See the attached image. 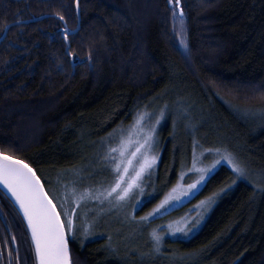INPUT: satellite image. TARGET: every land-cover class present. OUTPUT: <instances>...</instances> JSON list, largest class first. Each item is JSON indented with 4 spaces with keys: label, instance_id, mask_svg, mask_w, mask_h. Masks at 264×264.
I'll use <instances>...</instances> for the list:
<instances>
[{
    "label": "trees",
    "instance_id": "1",
    "mask_svg": "<svg viewBox=\"0 0 264 264\" xmlns=\"http://www.w3.org/2000/svg\"><path fill=\"white\" fill-rule=\"evenodd\" d=\"M79 7L80 22L76 0H0V38L10 25L0 43V150L29 163L47 189L46 177L81 166L85 148L169 93L216 108L251 176L221 165L166 214L183 216L215 193L203 226L188 239H166L147 261L114 255L104 237L69 236L73 264H264V121L247 123L223 102L264 107V0H180L182 21L168 0H80ZM175 145L167 124L162 191L145 207L177 182L191 141L185 152ZM0 264H36L26 223L2 188Z\"/></svg>",
    "mask_w": 264,
    "mask_h": 264
},
{
    "label": "rangeland",
    "instance_id": "2",
    "mask_svg": "<svg viewBox=\"0 0 264 264\" xmlns=\"http://www.w3.org/2000/svg\"><path fill=\"white\" fill-rule=\"evenodd\" d=\"M223 102L234 114L241 116V120L247 123L260 125L264 121V107L250 108L238 106L226 100H223ZM138 111L145 114L139 124L134 123L136 112L131 122L119 125L95 144L85 148L81 153L84 159L81 166L67 173H62L55 179V187L69 198L70 203L73 190L76 194H81L84 189H89L92 193H95L97 189L107 188L115 175L112 167V157L119 156L118 152L109 153L108 149L116 148L120 143V139L123 138L128 142L126 149L130 152L136 140L142 138L144 134L140 131V128L147 130L150 125L154 124L153 149L149 152V155H155L156 161L150 169L145 170L141 177L140 188L143 191L140 193L139 201L134 198V194L138 191L135 188L123 200H116L114 198L115 194L111 197L101 196L99 199L86 197L79 205H74L77 208V214L83 213L76 220L74 230L81 222H86L89 231L86 235L82 231L75 232L74 238L71 233L69 234L70 238L74 240H77L78 236L87 241L104 237L105 247L109 252L125 257L132 262H143L153 258L152 256L161 253L166 239H188L203 226L214 205V198L210 206H198L199 201L191 207L189 210L191 212L183 216L174 218L166 216L173 209L191 200L212 175L206 177V180L201 182L196 189L190 190V194H182L184 191L183 186L191 183L196 178L195 169L189 171V169H192L194 156L198 161L197 167H203L220 158L214 150L219 149L220 155L226 151L244 168L248 177L251 176L243 161L231 149L235 146L234 140L226 134L223 125L215 116L217 111L215 107L208 103L198 102L192 97L183 98L177 95L171 98V94L167 93L164 96L152 99ZM157 117H160L158 122ZM167 124L170 127L171 135L175 138V146L181 147L184 152L186 141L188 138L190 139V152L189 155L186 152L183 155V164L177 182L163 193L157 201L145 207L146 203L153 200L162 191L163 184L159 183L158 171L162 157L163 129ZM221 165L230 168L226 162H222L215 166L214 172ZM166 195H170L171 199H169L168 204L164 206L161 213L159 215L154 214L148 217L147 220L142 219ZM197 217H199L198 222H196ZM169 222H172L175 231L168 228ZM182 228H189L190 230L181 231ZM153 229L161 237L158 249L152 239Z\"/></svg>",
    "mask_w": 264,
    "mask_h": 264
},
{
    "label": "snow or ice",
    "instance_id": "3",
    "mask_svg": "<svg viewBox=\"0 0 264 264\" xmlns=\"http://www.w3.org/2000/svg\"><path fill=\"white\" fill-rule=\"evenodd\" d=\"M168 4L171 6L174 20L179 18L182 21L184 13L183 8L180 7V0H168ZM60 18L63 19V17ZM180 31H183L182 23ZM65 38H67V33H65ZM144 115L143 112L137 111L134 123L139 124ZM159 119L160 117L156 118L157 122ZM140 131L144 134L142 138L136 140L130 152L126 149L128 142L123 138L120 139V143L116 148L108 149L109 153H119L118 157H112V167L115 175L110 185L104 189H97L95 193H92L89 189H84L83 193L76 194L73 190L71 203L67 196L57 190L54 186L56 181L52 178L46 177L48 183L46 189L45 183L41 181V176L29 163L0 150V186H3L5 191L10 193L19 206L22 220L26 222L27 229L30 232L36 264H71L68 248L69 234L71 233L74 238L75 232L82 231L86 235L89 231L86 222H81L74 230L76 220L83 215L82 212L77 214V208L74 205H79L86 197L99 199L101 196L111 197L115 194L114 198L116 200H123L135 188L138 191L134 194V198L139 201L140 193L143 191L140 188L141 177L145 170L150 169L156 161L155 155H149V152L153 149L154 124L150 125L147 130L141 127ZM214 151L217 152L220 158L203 167H197L198 161L195 156L193 157L192 169H189V171L195 169L196 178L191 183L183 186L184 191L182 194H190V190L196 189L201 182L206 180V177L213 174L215 166L222 162H226L230 166L234 176L249 179L244 168L235 161L230 153L225 151L220 155L219 149ZM214 196L215 193L200 201L198 206H210ZM169 199H171V196L166 195L142 219L147 220L148 217L154 214L159 215L164 206L168 204ZM198 221L199 217H197L196 222ZM168 228L173 231L176 230L172 222L168 223ZM180 230L189 231L190 229L182 228ZM151 235L158 249L161 237L155 229H153ZM12 239H15V237H12Z\"/></svg>",
    "mask_w": 264,
    "mask_h": 264
},
{
    "label": "water",
    "instance_id": "4",
    "mask_svg": "<svg viewBox=\"0 0 264 264\" xmlns=\"http://www.w3.org/2000/svg\"><path fill=\"white\" fill-rule=\"evenodd\" d=\"M79 2L80 0H76V6H77V11H78V14H79V22H80V7H79ZM10 25L7 27V29L5 30V33L3 34V36L0 38V43L2 42V40L5 38L6 34H7V31L9 29ZM79 27L80 25H78L77 29L74 30L73 32L75 31H78L79 30ZM19 159V158H18ZM42 181V179H41ZM43 182V181H42ZM0 188L3 189V191L10 197V199L13 201V203L15 204V206L17 207V209L19 210V206L18 204H16L15 200L13 197H11L10 193H7L5 191V189L3 188V186H0ZM46 188V187H45ZM20 212V211H19ZM20 214L22 215V213L20 212ZM26 223V222H25ZM29 231V230H28ZM30 233V232H29ZM68 248H69V255H70V260H71V264H73V261H72V256H71V249H70V243H69V239H68Z\"/></svg>",
    "mask_w": 264,
    "mask_h": 264
}]
</instances>
